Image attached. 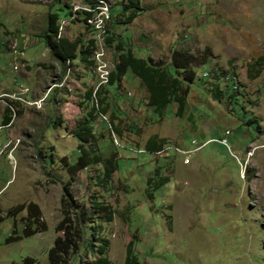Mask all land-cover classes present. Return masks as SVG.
Wrapping results in <instances>:
<instances>
[{"label": "rangeland", "instance_id": "374dc122", "mask_svg": "<svg viewBox=\"0 0 264 264\" xmlns=\"http://www.w3.org/2000/svg\"><path fill=\"white\" fill-rule=\"evenodd\" d=\"M104 1L112 13L118 10L119 0ZM139 3L138 17L115 27V43L104 46L107 68L123 62L121 43L159 65L169 62L172 50L184 51L197 73L182 118L174 104L157 118L130 72L119 89L104 86L109 111L93 131L100 155L114 151L118 160L101 190L93 186L94 169L68 173L78 157L70 133L82 118L83 95L97 86L96 67L78 59L60 64L41 39L49 12L62 21L71 12L74 21L62 22L60 37L88 41L79 14L88 7L82 0H0V264L26 257L49 264L50 249L64 253L55 228L65 191L76 205L95 196L115 211L100 235L111 264H124L130 241L137 264H264V0ZM99 16L97 8L91 17ZM231 74L236 79L229 87L239 85V92L229 102L214 95L213 83L224 88L222 77ZM6 109L11 121L2 126ZM151 137L160 150L177 151L146 152ZM155 171L168 183L149 199L145 181ZM29 204L38 207L47 230L24 238ZM93 258L74 264H92Z\"/></svg>", "mask_w": 264, "mask_h": 264}, {"label": "trees", "instance_id": "16d2710c", "mask_svg": "<svg viewBox=\"0 0 264 264\" xmlns=\"http://www.w3.org/2000/svg\"><path fill=\"white\" fill-rule=\"evenodd\" d=\"M104 2L106 1L82 0L83 5L88 7L79 13L82 22L85 23L86 17H91L97 8L106 7ZM96 4L103 5H97V7ZM139 4V0H119L118 10L115 13H112L106 7L110 16L106 25V47L111 48L115 43L113 32L115 27L130 25L138 17L141 13ZM58 10L61 11L62 9L59 8ZM70 16H72V13L68 12L65 18ZM59 27L60 18L58 14L49 12L46 17L45 29L41 34V39L49 52L60 64H69L71 61L78 59L84 66L91 68L94 42L91 39L86 42L80 39L68 41L59 37ZM120 45L121 43L117 44V49L125 53L124 60L110 71L106 86L119 89L122 79L130 72L140 82L142 88L146 90L148 94L147 107L152 110L157 118L160 119L167 107L172 104L176 106L175 115L182 118L187 110V96L190 92V85L194 82L197 73L192 64V58L184 51L172 50L169 62L159 65L150 58L136 57L130 48L120 47ZM206 78L203 75L201 76V80ZM230 81L224 84L223 89L220 83L215 81L213 83L214 95L219 98L226 97L229 102L234 101L235 94L239 92V85L235 90L233 86L229 87V82L234 84L232 79ZM228 89L231 91L227 92ZM105 93L104 86L98 88V90L95 86L94 89L88 88L83 95L82 103H80L82 118L76 122L74 130L70 133L77 141L78 157L73 165L68 166V173L72 177L83 170L94 169L93 186L101 190L106 189L111 183L113 174L117 172L118 160L114 151H111L105 158L100 155L93 131L95 120L107 115L109 111V103ZM5 112L6 114L1 121L2 126H8L11 121L9 109H6ZM111 116H113V113ZM110 121L113 123V118ZM56 122L60 124L61 119L59 118ZM248 124L256 125V122L249 121ZM254 129L257 131V127H254ZM113 131L116 135H120L117 127H114ZM160 148V141L153 137L149 138L144 145V149L149 153L159 152ZM167 183L168 179L157 176L155 171L153 176L145 181V192L148 194V198L153 199L152 193H155ZM24 209L20 207L17 210H20L21 213ZM17 210L8 211L5 218H13L14 214L18 212ZM26 211L25 221L27 224L24 226L22 236L29 238L46 232V225L41 222L38 207L29 204L26 206ZM60 215L61 219L55 231L62 233L65 249L64 253L57 252L55 248L50 249L48 251L49 264H74L76 260L79 261L83 256L88 255L94 257L92 264H111L107 257L108 241L100 237L102 224L112 222L115 215V211L109 205L104 204L95 196H91L87 203L76 205L75 200L65 191L60 198ZM17 238V240L20 239V237ZM19 264L38 263L33 258L26 257ZM124 264H137L132 241L127 244Z\"/></svg>", "mask_w": 264, "mask_h": 264}, {"label": "built area", "instance_id": "2783aa9c", "mask_svg": "<svg viewBox=\"0 0 264 264\" xmlns=\"http://www.w3.org/2000/svg\"><path fill=\"white\" fill-rule=\"evenodd\" d=\"M94 14H96V11H94ZM102 18H110L109 11L104 10V14L102 15ZM66 20H67V24L71 23V16L66 18ZM84 25L85 27L89 29L90 39L94 42V49L92 51V58H91L93 64L90 69L93 70V67H101V78H99L98 84H99V87H102L107 84L109 73H110V70L107 68V65L105 63L104 46H105L106 35H104V26H100V23H94L93 17H86ZM207 76L208 74H203V77H207ZM222 78H228V79L233 80V75L232 74L227 75ZM221 88L223 89V86H221ZM104 118L105 116H101V119H104ZM171 149L177 151L176 149L172 147H165L157 153L166 154L167 151Z\"/></svg>", "mask_w": 264, "mask_h": 264}, {"label": "bare ground", "instance_id": "6f19581e", "mask_svg": "<svg viewBox=\"0 0 264 264\" xmlns=\"http://www.w3.org/2000/svg\"><path fill=\"white\" fill-rule=\"evenodd\" d=\"M97 5H103V4H96L95 6H97ZM94 6V7H95ZM93 7V8H94ZM99 9V12H100V16L97 18V19H94L93 20V22L94 23H100V26H104V22H105V19L106 20H108V18H102V15L104 14V10H106V11H108V9L106 8V7H100V8H98ZM84 10V9H83ZM72 16H74V15H72ZM63 21H66V19L65 20H63ZM63 21H61L60 22V27H59V37H60V33L62 32V28H63V26H62V28H61V24H62V22ZM109 21V20H108ZM72 22V21H71ZM108 23V22H107ZM67 24V23H66ZM65 24V25H66ZM68 24H70V23H68ZM104 35H106V26H104ZM96 71H97V81H99V78H101V67H96ZM235 77H233V82H235ZM226 81H230V79H228V78H226ZM231 82V81H230ZM98 88H100L99 87V84H98V82H97V86H96V90H98ZM233 88L235 89V86H233ZM43 101L44 100H40L39 102H37V103H34V105H40L41 103H43ZM40 103V104H39Z\"/></svg>", "mask_w": 264, "mask_h": 264}, {"label": "clouds", "instance_id": "9594fccd", "mask_svg": "<svg viewBox=\"0 0 264 264\" xmlns=\"http://www.w3.org/2000/svg\"><path fill=\"white\" fill-rule=\"evenodd\" d=\"M64 20V19H63ZM60 21H62V20H60ZM59 25V24H58ZM10 124V123H9Z\"/></svg>", "mask_w": 264, "mask_h": 264}]
</instances>
